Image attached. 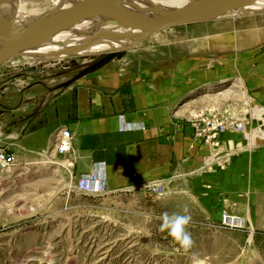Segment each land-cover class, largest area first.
Segmentation results:
<instances>
[{
	"label": "crops",
	"instance_id": "crops-1",
	"mask_svg": "<svg viewBox=\"0 0 264 264\" xmlns=\"http://www.w3.org/2000/svg\"><path fill=\"white\" fill-rule=\"evenodd\" d=\"M139 63L111 79H82L40 109L22 107L17 120H2L3 130L11 124L16 135L13 143L3 135L0 149L14 154L23 176L54 166L62 177L50 184L58 188L50 203L65 204L67 210L87 207L133 220H148L145 214L151 220L165 212L188 214L197 225L208 222L210 227L225 210L264 231V151H228L241 137L234 131L226 135L227 130L218 134H225L219 150L217 137L214 144L205 143L189 122L200 112L223 111L216 98L201 94L219 80L216 63L204 72L186 59L167 58L146 67ZM263 76L264 61L247 80L255 100L264 104ZM120 116L136 127L119 130ZM237 121L243 130L244 121ZM62 129L71 135L67 153L55 148ZM98 164L105 167L106 191H78L79 176ZM155 184L161 185V195L149 191Z\"/></svg>",
	"mask_w": 264,
	"mask_h": 264
},
{
	"label": "rangeland",
	"instance_id": "rangeland-1",
	"mask_svg": "<svg viewBox=\"0 0 264 264\" xmlns=\"http://www.w3.org/2000/svg\"><path fill=\"white\" fill-rule=\"evenodd\" d=\"M160 9L148 8L151 16L174 11ZM235 14L165 28L101 59L74 55L59 61L39 59L30 49L23 50L0 66V139L11 136L15 142L13 125L7 123L17 120L22 107L40 109L82 79H111L133 68V62L155 66L168 58L186 59L203 72L216 63L219 80L201 94L216 98V105L223 107L220 113L244 121L243 130L225 133L241 137L228 151H264L260 130L264 104L255 100L247 80L264 61V24L254 23L256 16L239 19ZM86 60L92 61L90 65L84 64ZM42 69L46 73L39 72ZM3 119L8 130L2 128ZM224 135L217 136L219 150ZM54 169L47 165L27 176L16 166L0 171V264H264V231L239 219L233 228L222 226L219 219L214 227L191 220L186 230L193 244L186 250L167 230L161 231L159 220L111 217L87 207L67 210L65 204H51L58 188L50 184L62 177ZM36 181L41 187L33 186Z\"/></svg>",
	"mask_w": 264,
	"mask_h": 264
},
{
	"label": "bare ground",
	"instance_id": "bare-ground-1",
	"mask_svg": "<svg viewBox=\"0 0 264 264\" xmlns=\"http://www.w3.org/2000/svg\"><path fill=\"white\" fill-rule=\"evenodd\" d=\"M78 1L81 0H0V32L12 34L32 21L62 10ZM189 1L118 0L120 5L145 15H150L148 8H155V10L161 8L165 11L176 10ZM232 11H235V17L239 19L256 16L254 23L264 24V13L262 12L264 11V0H250ZM42 12L46 14L38 17ZM141 35V32L122 26L119 21L113 18L93 15L67 25L65 28L46 36L34 46L25 48V50L30 49L29 51L33 52L32 56L39 59L50 58L59 61L62 57L70 55L101 59L128 47ZM166 37L168 36L166 35ZM90 62L92 61L86 60L84 64L88 66ZM40 71L46 73L44 69ZM250 143L254 145V137Z\"/></svg>",
	"mask_w": 264,
	"mask_h": 264
},
{
	"label": "water",
	"instance_id": "water-1",
	"mask_svg": "<svg viewBox=\"0 0 264 264\" xmlns=\"http://www.w3.org/2000/svg\"><path fill=\"white\" fill-rule=\"evenodd\" d=\"M250 0H190L183 7L158 16L135 12L118 0H81L28 23L12 33L0 32V66L36 41L57 32L67 25L93 15L113 18L124 26L139 31L143 40L169 27L206 22L235 10ZM136 41L128 47L132 48ZM31 68V67H28ZM264 133V120L260 126Z\"/></svg>",
	"mask_w": 264,
	"mask_h": 264
},
{
	"label": "built area",
	"instance_id": "built-area-1",
	"mask_svg": "<svg viewBox=\"0 0 264 264\" xmlns=\"http://www.w3.org/2000/svg\"><path fill=\"white\" fill-rule=\"evenodd\" d=\"M190 125L193 128L194 136L202 139L205 143L214 144L218 134L232 129L233 131H241L243 126L240 122L235 121L231 117L225 116L220 112L206 111L193 115L190 118ZM119 130H125L135 125L124 123L122 116L119 117ZM70 132L62 129L60 135L55 142V148L60 153H67L71 150ZM16 164L15 156L12 152L0 149V171H8ZM75 187L78 191L86 194H101L106 191V172L103 164L95 165L93 170L88 174L80 175L76 181ZM149 191L161 195L163 190L160 184L150 185ZM221 225L233 228L237 220L224 212L220 218Z\"/></svg>",
	"mask_w": 264,
	"mask_h": 264
},
{
	"label": "clouds",
	"instance_id": "clouds-1",
	"mask_svg": "<svg viewBox=\"0 0 264 264\" xmlns=\"http://www.w3.org/2000/svg\"><path fill=\"white\" fill-rule=\"evenodd\" d=\"M185 212H187V209H185ZM145 216L148 220L152 219V216L149 214H145ZM156 218L161 220V231L167 230L168 234L173 237L182 248L187 250L192 246L193 240L191 234L186 230L187 225H189L191 221L190 215L177 213L169 215L165 212Z\"/></svg>",
	"mask_w": 264,
	"mask_h": 264
}]
</instances>
